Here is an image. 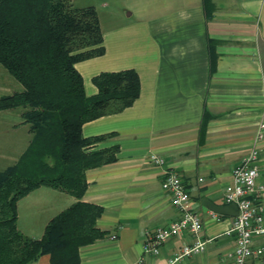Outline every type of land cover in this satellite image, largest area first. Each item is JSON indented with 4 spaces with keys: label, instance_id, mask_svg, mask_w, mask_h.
Returning <instances> with one entry per match:
<instances>
[{
    "label": "crops",
    "instance_id": "0c3cea01",
    "mask_svg": "<svg viewBox=\"0 0 264 264\" xmlns=\"http://www.w3.org/2000/svg\"><path fill=\"white\" fill-rule=\"evenodd\" d=\"M72 3L96 8L104 37V55L76 64L86 94H97L92 79L102 72L134 70L141 81L132 107L82 127L84 137L115 133L96 149L119 146L120 152L115 163L86 173L83 201L103 207L96 226L106 235L80 248V264H232L236 235L227 231L237 216L207 204L229 205L225 189L264 121V0ZM17 89L0 68V96ZM23 122L20 112L0 111V166L6 164L0 172L15 165L31 142ZM9 131H26V141L8 138ZM153 155L165 165L152 162ZM168 170L182 179L203 228L197 236L183 232L169 239L153 256L144 245L154 230L180 218L162 188ZM259 172L257 183L264 185V141ZM75 202L68 193L39 187L18 202V228L39 239ZM198 239L208 241L205 252L172 263L184 243ZM31 264H51L50 256Z\"/></svg>",
    "mask_w": 264,
    "mask_h": 264
},
{
    "label": "trees",
    "instance_id": "16d2710c",
    "mask_svg": "<svg viewBox=\"0 0 264 264\" xmlns=\"http://www.w3.org/2000/svg\"><path fill=\"white\" fill-rule=\"evenodd\" d=\"M95 7L72 0H0V65L21 90L0 97V111L19 110L32 135L18 162L0 172V264H80L79 250L104 238L97 228L103 207L83 201L87 171L118 159L119 146L96 149L115 133L84 137V124L117 115L140 97L134 70L102 72L86 94L76 64L105 54ZM214 63H212V67ZM46 186L76 202L55 216L43 236L18 228V202Z\"/></svg>",
    "mask_w": 264,
    "mask_h": 264
},
{
    "label": "built area",
    "instance_id": "2783aa9c",
    "mask_svg": "<svg viewBox=\"0 0 264 264\" xmlns=\"http://www.w3.org/2000/svg\"><path fill=\"white\" fill-rule=\"evenodd\" d=\"M264 141V121L259 124L255 143L233 170L232 181L226 187L224 199L227 204H236L238 216L232 222L229 235H236V245L229 257L232 264H264V185H259V160L261 144ZM152 162L164 166L165 160L155 155ZM162 188L171 195L173 206L180 212V218L172 224L158 227L144 245V251L153 256L160 254L161 247L169 239L189 232L197 236L203 223L200 215L192 209V198L182 179L172 170L165 171ZM113 235L111 239L115 240ZM208 241L196 240L184 243L174 262L184 257L194 256L206 251ZM135 264H143L139 260Z\"/></svg>",
    "mask_w": 264,
    "mask_h": 264
},
{
    "label": "water",
    "instance_id": "95a60500",
    "mask_svg": "<svg viewBox=\"0 0 264 264\" xmlns=\"http://www.w3.org/2000/svg\"><path fill=\"white\" fill-rule=\"evenodd\" d=\"M207 205L212 211L216 213L229 214L233 216H238V213H239V210L236 204H229L227 206H217L215 204L208 202Z\"/></svg>",
    "mask_w": 264,
    "mask_h": 264
},
{
    "label": "rangeland",
    "instance_id": "374dc122",
    "mask_svg": "<svg viewBox=\"0 0 264 264\" xmlns=\"http://www.w3.org/2000/svg\"><path fill=\"white\" fill-rule=\"evenodd\" d=\"M77 5H79V4H78V3L75 4L76 7H78ZM0 68H1L2 70H4V72H6L5 69H4L1 65H0ZM6 74H8V73L6 72ZM8 76H10V75L8 74ZM10 78H12V80H14L13 77L10 76ZM14 82H16V84H18L19 88L21 87V85H20L17 81L14 80ZM21 88H22V87H21ZM20 90H21V89H20ZM20 90H19V89H17V90H13L12 92H10V93L7 94V95H11V94H13V93H15V92H18V91H20ZM4 95H6V94H1L0 97H3ZM14 112H20V111H19V110H15ZM20 113H21V112H20ZM9 132H10V131H9ZM9 132H8V138H9V137H14V139H15L17 136H22V137H23V139H22L23 142L26 141V139H25V138H26V137H25V133H26V131H19V132L16 131L17 133H13V131L10 132V133H9ZM8 141H9V140H8ZM7 163H8V162H7ZM5 165H6V164H5ZM5 165H1V166H0V169H3V168L5 167ZM7 165H8V164H7Z\"/></svg>",
    "mask_w": 264,
    "mask_h": 264
}]
</instances>
